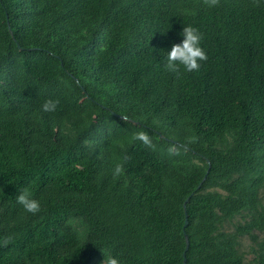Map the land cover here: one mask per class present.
Masks as SVG:
<instances>
[{"label":"trees","instance_id":"16d2710c","mask_svg":"<svg viewBox=\"0 0 264 264\" xmlns=\"http://www.w3.org/2000/svg\"><path fill=\"white\" fill-rule=\"evenodd\" d=\"M185 231L187 264H264V0H0V264H183Z\"/></svg>","mask_w":264,"mask_h":264},{"label":"clouds","instance_id":"9594fccd","mask_svg":"<svg viewBox=\"0 0 264 264\" xmlns=\"http://www.w3.org/2000/svg\"><path fill=\"white\" fill-rule=\"evenodd\" d=\"M182 37L181 41L174 42L170 49H166L164 66L170 72H178L181 66L187 71L197 70L201 67V61L207 59V52L202 44L203 33L199 28L190 24L184 25ZM58 104V99L49 98L42 104V109L45 112H55ZM135 138L146 145L154 147L153 141L147 132L139 131L136 133ZM123 171V164H117L113 174L120 175ZM17 201L27 212L37 213L41 209V201L35 198L28 189H23L18 193ZM10 240L11 237H8L5 242L7 243ZM102 264H121V261L115 255H104Z\"/></svg>","mask_w":264,"mask_h":264},{"label":"water","instance_id":"95a60500","mask_svg":"<svg viewBox=\"0 0 264 264\" xmlns=\"http://www.w3.org/2000/svg\"><path fill=\"white\" fill-rule=\"evenodd\" d=\"M10 32L13 36V38H15L14 34H13V31L10 29ZM21 49H24L20 46ZM61 64L63 65V61L61 60ZM73 76V74H71ZM76 79V81L78 82V79L76 77H74ZM115 115L119 116V117H122L124 119H127L126 116L124 115H119L117 113L114 112ZM209 163V166H208V169L204 175V177L202 178V180L200 181V183L198 184L197 186V189H200V187L202 186V184L206 181L207 177H208V174H209V171H210V168H211V163L210 161H208ZM195 194V191H193L185 200L184 202V207H185V225H184V230H185V227L188 225L189 223V219H188V211H187V203L189 202L190 198ZM185 238H186V246H185V249H184V252H183V255H184V261H183V264H187V251L189 250V247H190V239H189V236L187 234V232L185 231Z\"/></svg>","mask_w":264,"mask_h":264},{"label":"rangeland","instance_id":"374dc122","mask_svg":"<svg viewBox=\"0 0 264 264\" xmlns=\"http://www.w3.org/2000/svg\"><path fill=\"white\" fill-rule=\"evenodd\" d=\"M260 237H264V233L259 232ZM240 250L245 255V263L246 264H255L254 262V253L252 250V242L248 237H244L241 240Z\"/></svg>","mask_w":264,"mask_h":264}]
</instances>
